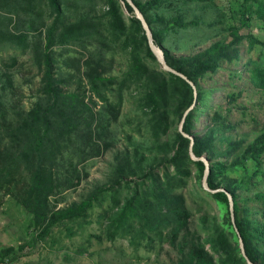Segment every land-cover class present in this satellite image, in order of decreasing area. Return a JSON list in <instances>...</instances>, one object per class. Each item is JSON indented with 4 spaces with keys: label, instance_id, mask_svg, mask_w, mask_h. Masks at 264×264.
Segmentation results:
<instances>
[{
    "label": "trees",
    "instance_id": "obj_1",
    "mask_svg": "<svg viewBox=\"0 0 264 264\" xmlns=\"http://www.w3.org/2000/svg\"><path fill=\"white\" fill-rule=\"evenodd\" d=\"M133 1L169 65L186 75L195 88L159 65L142 21L127 0H0V48L29 55L39 75L36 100L29 109L17 108L6 97L16 88L19 55L0 61V192L17 185L13 195L31 214L36 229L32 246L47 241L62 224L78 222L82 228L91 210L102 205L101 196L110 192L113 204L103 215L110 241L120 235L136 241L140 234L150 236L152 242L148 233H154L161 240L167 237L178 249L175 264H248L229 196L224 190L204 188L206 164L192 158L191 138L179 128L184 120V132L194 137V153L209 159L210 188L231 193L235 223L248 257L254 264H264V190L248 197L239 192L251 191L264 181V127L252 139L221 138L226 150L220 155L232 156V161L214 156L218 131L235 127L220 111L205 113L207 129L195 131L197 104L207 105L213 95L202 87V81L222 63H237L244 41L248 42L250 80L264 90V66L253 56L258 48L264 50V40L251 30L241 34L239 27L230 26L231 40L219 39L194 54L176 56L165 46L168 35L202 22L201 17L191 20L184 5L189 1L211 5L215 0ZM232 1L239 6L242 25L251 26L256 16L264 32V0ZM118 53L125 57L127 67L122 74H113ZM57 55L68 72L59 70ZM77 75V90H65ZM85 86L90 96L82 91ZM133 87L140 93L135 105L145 116L152 140L149 145H137L135 152L142 150L152 162L144 166L127 156L108 186L98 187L81 202L59 207L56 197L77 188L89 176L86 162L113 146L111 127L119 118L125 92ZM98 101L103 103L101 109H97ZM231 169L243 173L230 178ZM195 176L200 181L195 190L200 205L213 207L215 201L219 213L204 214L201 230L191 231L194 214L184 190ZM75 233L70 227L68 235ZM27 246L1 248L2 262L17 259L18 251Z\"/></svg>",
    "mask_w": 264,
    "mask_h": 264
},
{
    "label": "rangeland",
    "instance_id": "obj_2",
    "mask_svg": "<svg viewBox=\"0 0 264 264\" xmlns=\"http://www.w3.org/2000/svg\"><path fill=\"white\" fill-rule=\"evenodd\" d=\"M184 11L191 20L201 17L202 22L180 33L168 35L165 46L176 56L194 54L208 48L219 39L231 40L230 26L239 27L241 34L251 30L257 37L264 40V32H261L259 28L257 17L252 16L251 26L242 25L239 6L232 0H215L211 5L189 1L184 5ZM235 11L238 12L234 13ZM247 46L248 42L244 41L241 46L242 57L237 63H222L214 74L208 75L202 81V87L207 93L212 92L213 95L209 96L211 101L207 105L197 104L198 118L195 131L207 129L205 113L211 110L212 112L220 111L227 122L235 125L232 129L218 131L219 139L214 151L216 160H233L232 156L220 155L226 150L221 138L245 136L252 139L264 127V90L257 88L250 80L251 66L246 65L249 58ZM14 54L19 55L20 58V64L15 70L16 88L10 92L6 100L17 108L29 109L37 98L38 70L31 65L29 55H23L15 48H0V61ZM253 56L254 59L259 60L260 65L264 66V50L258 48ZM58 62H60L59 70L68 72L61 64L63 58L58 56ZM159 65L162 67L160 62ZM113 66V74H122L127 67L125 57L118 53ZM71 71L74 72V70ZM78 77L77 75L64 89L77 90ZM84 90L90 96L87 86L82 88V91ZM233 93L236 94L235 97L231 96ZM139 95L135 87L125 92L121 113L117 122H114L111 127L113 146L100 156L86 162L89 176L77 188L64 191L56 197L59 200L57 203L59 207L81 202L98 187L108 186L115 176L117 166L121 165L127 156L133 162L137 159L144 166L152 162V158L146 159L142 150L135 152L137 145L145 146L152 143L145 126V116L141 108L135 105ZM97 103V109L104 107L102 102ZM242 173V169H231L229 176L236 178V175H242ZM197 182L195 176L190 181L189 187L184 190L188 205L194 214L190 221L191 231L201 230V218L204 214L219 213L215 201H213V207L200 205V198L195 192L200 185V181ZM256 184L257 186H254L251 191L240 190L242 197H248L257 190H264V181ZM16 191L17 185H14L0 192V249L8 246L16 248L21 245L29 244V246L20 249L18 258L13 261L2 262L0 258V264H175L180 254L167 237L161 240L154 233H148L152 234V242L150 236L140 234L136 236V241L130 236L121 235L114 241H110L108 232L105 230L108 221L103 217L106 214L105 210L113 204V194L110 192L101 196L99 202H102V205H96L95 209L91 210L90 217L82 228L79 227L78 222L62 224L54 229L47 241H40L36 246H32L30 240L36 229L33 228L31 214L14 197L13 193ZM123 192L125 193L126 190ZM256 218L261 220L259 214ZM70 227H73L76 232L73 236L68 235ZM98 235L102 238H98ZM135 242L140 244L137 245Z\"/></svg>",
    "mask_w": 264,
    "mask_h": 264
},
{
    "label": "water",
    "instance_id": "obj_3",
    "mask_svg": "<svg viewBox=\"0 0 264 264\" xmlns=\"http://www.w3.org/2000/svg\"><path fill=\"white\" fill-rule=\"evenodd\" d=\"M133 7H134V10H135V13L137 15V17L142 21V24L146 30V33H147V37L149 39V42H150V45H151V48L153 50V52L155 53V55L157 56V59L158 61L162 64V67L167 70V71H170V72H173L179 76H182L184 79H186L187 81H189L195 88V85L192 81H190L186 75H184L183 73L179 72L178 70H176L175 68L171 67L169 65V63L167 62L166 58H165V54H164V51L159 47L157 46L155 43H154V38H153V33H152V30L145 18V16L143 15L142 11L138 8V6L134 3L133 0H127ZM183 123H184V120L182 121L181 125H180V130L182 131V133L185 135V136H188L191 138V146H190V154L192 156L193 159L195 160H203L206 164V170H205V174H204V179H203V185H204V188L207 189V190H210L212 192H215V191H218V190H224L226 191V193L228 194L229 196V201H230V209H231V216H232V220H233V223H234V226H235V229L240 237V246H241V250H242V253L243 255L245 256L248 264H254L251 259L248 257L247 253H246V250H245V246H244V241L242 239V236L239 232V229L237 228L236 226V223H235V213H234V201H233V198L231 196V193L226 190L225 188H220V189H217V190H213L210 188L209 186V183H208V180H207V177H208V174H209V170H210V162H209V159L207 158V156L203 155V156H200L198 157L194 151H193V145H194V137L187 134L186 132H184L183 130Z\"/></svg>",
    "mask_w": 264,
    "mask_h": 264
}]
</instances>
